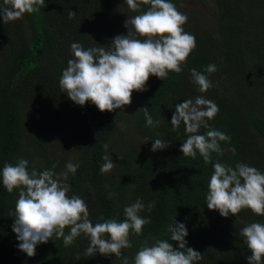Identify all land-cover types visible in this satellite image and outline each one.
Here are the masks:
<instances>
[{
  "label": "trees",
  "instance_id": "16d2710c",
  "mask_svg": "<svg viewBox=\"0 0 264 264\" xmlns=\"http://www.w3.org/2000/svg\"><path fill=\"white\" fill-rule=\"evenodd\" d=\"M172 2L179 9L176 0ZM213 2L215 32L193 12L179 9L188 16L185 31L196 38L184 71L170 72L165 81L150 76L147 91H134L130 105L112 112H100L91 102L83 106L73 103L61 93L59 79L67 61L73 59V42L85 49L110 47L115 36L127 34L125 21L138 13H133L125 0H45L38 13L7 23L0 19V170L5 162L15 164L24 158L29 169L40 171L55 163L54 171L60 175L70 151L77 153L74 163L79 168L64 182L70 185V196L79 195L87 203L94 224L112 218L122 221L124 207L137 198L145 205L155 202L151 213L147 208L140 213L150 217L151 223L144 226L142 234H130L132 247L122 250L129 264L141 246L151 245L155 239L171 243L166 229L173 220V226H186V247L203 255L194 264H248L251 253L239 231L252 222L264 223V217L248 209L236 217H222L207 208L212 164L205 165L199 153L195 159L184 157L180 148L189 134L183 123L178 132L171 126L176 104L203 95L220 109L209 125L231 137L229 143L221 142L224 156L217 158L213 153V162L219 159L232 167L244 162L264 172V0ZM147 8L142 5V10ZM69 11L76 16L70 19ZM209 64L217 66L209 76L215 87L200 93L189 70L204 72ZM143 107H149L158 127L146 126L143 112L138 110ZM129 118L141 134L140 142L122 143L112 158L117 166L101 173L103 157L114 156L120 143L118 121ZM51 123L57 128L54 142L42 136ZM205 132L200 129V134ZM155 139L170 141L169 147L151 151ZM52 143L54 149L48 150ZM229 148H235V154ZM18 191L10 194L0 182V264H121L112 254L97 252L84 257L89 239L83 234L68 247L63 238L53 236L38 244L35 255L28 257L19 250L20 242L12 231ZM68 231L66 228L65 233ZM172 243L174 249L178 247ZM78 253L80 260L76 259Z\"/></svg>",
  "mask_w": 264,
  "mask_h": 264
},
{
  "label": "clouds",
  "instance_id": "9594fccd",
  "mask_svg": "<svg viewBox=\"0 0 264 264\" xmlns=\"http://www.w3.org/2000/svg\"><path fill=\"white\" fill-rule=\"evenodd\" d=\"M133 13L124 23L127 34L115 36L110 47L95 46L85 49L81 44L70 45L73 59L67 61L59 79L61 93H65L73 103L83 106L91 102L100 112H112L132 102V93L147 91L146 84L150 76L166 80L170 72L181 74L187 66V59L196 48V38L184 29L188 21L186 13L181 12L172 0H125ZM142 5L148 6L142 10ZM45 6V0H3L0 6V19L4 23L22 19L25 14L38 13ZM76 12L69 11V18ZM97 45V44H96ZM192 83L200 93H206L215 87L209 76L217 71L215 64H209L204 72L195 68L189 70ZM206 73V74H205ZM163 86V85H162ZM143 112L146 126L158 127L149 107L138 109ZM137 110V111H138ZM218 105L198 95L184 99L175 105L171 117L173 131L179 130L183 123L189 134L182 143L180 151L184 157L196 158L197 153L205 165L212 164L213 172L208 182L206 205L209 210H216L220 216H237L248 209L257 216L264 217V172L237 162L235 167L213 162V153L222 157L225 150L221 142L229 143L231 137L212 128L208 121L219 112ZM206 129L200 134V129ZM147 140V138H145ZM170 141L155 139L151 151L164 150ZM107 148V145L104 146ZM75 150V149H73ZM228 151L235 154V148ZM101 173H108L117 164L110 155L103 157ZM57 165L51 169H29V162L18 158L15 164L5 162L0 170V182L8 193L18 191L15 202L12 231L20 242L18 248L28 257L35 255L38 244L47 243L55 236L63 238L68 247L82 234L89 239V245L83 253L91 257L97 252L108 256L112 254L121 264H129L123 249H130V234L140 235L145 225L151 223L150 217L140 215L147 208L151 213L155 202L147 205L141 198L123 209L125 219L115 218L96 222L90 219L88 205L79 195H69L68 174H75L78 163L68 162L66 171L59 176L55 173ZM112 194H110L111 196ZM167 226L172 242L166 239H155L151 245L145 244L136 252L133 264H194L203 258L202 253L186 247L188 235L184 223ZM69 231L66 234L65 229ZM244 238L251 255L248 264H264V223L252 222L239 231ZM77 260L81 259L78 253Z\"/></svg>",
  "mask_w": 264,
  "mask_h": 264
},
{
  "label": "rangeland",
  "instance_id": "374dc122",
  "mask_svg": "<svg viewBox=\"0 0 264 264\" xmlns=\"http://www.w3.org/2000/svg\"><path fill=\"white\" fill-rule=\"evenodd\" d=\"M176 3L180 10L193 12L195 15H197V17L202 21V24L209 31L215 32L216 30L215 17H214L215 4L213 0H176ZM225 84H227L226 85L227 87H233L231 83H225ZM129 119L130 120H127V121L125 119L118 121V126L121 131V133L118 134L120 138L119 139L120 143H118V146L116 147V149H114V152H113L114 156H111V158H114L120 152L123 146L122 143L124 144L126 142H131L133 140L140 142V139L142 138L141 134H139L140 133L139 130L134 128L131 118ZM27 127L28 129L32 130L31 123H28ZM56 131H57V128H55L53 124L51 123L48 127H46L42 131V136L54 142L56 140V136H55L57 134ZM47 148L48 150L49 149L53 150L54 143L48 144ZM76 156H77V153H73L72 151H70L67 157L68 162L74 163ZM63 170H64L63 172H65L66 168H64ZM57 175L59 176V174Z\"/></svg>",
  "mask_w": 264,
  "mask_h": 264
}]
</instances>
